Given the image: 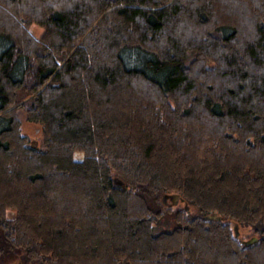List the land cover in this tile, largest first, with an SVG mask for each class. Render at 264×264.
I'll return each mask as SVG.
<instances>
[{
	"label": "trees",
	"instance_id": "trees-1",
	"mask_svg": "<svg viewBox=\"0 0 264 264\" xmlns=\"http://www.w3.org/2000/svg\"><path fill=\"white\" fill-rule=\"evenodd\" d=\"M162 191L221 220L155 233ZM0 223L37 264H264V0H0Z\"/></svg>",
	"mask_w": 264,
	"mask_h": 264
},
{
	"label": "rangeland",
	"instance_id": "rangeland-1",
	"mask_svg": "<svg viewBox=\"0 0 264 264\" xmlns=\"http://www.w3.org/2000/svg\"><path fill=\"white\" fill-rule=\"evenodd\" d=\"M31 26H32L30 27L31 33L36 37H41L42 34L44 33V28L39 24H33ZM21 95L24 96V93H21ZM24 101H26V99L20 101L18 104ZM18 104L14 105L13 108H17ZM8 110L10 109L8 108ZM15 116L17 117V120L19 122L20 135L27 137L30 143L35 144L39 149L45 148L43 125L28 120L27 118L28 112L26 111L25 108L18 107ZM80 157H82V153L81 155L75 154L76 159H79ZM116 180H120L122 184H125L122 178L121 179L118 178ZM140 191H143V189L142 190L141 188L140 190L136 189V192L139 193ZM174 196L177 197H175L174 199ZM148 198H149L148 203L150 207H152L154 211H160L161 213H163L161 220H159L158 222H154L155 233L173 230L177 226L175 214L176 211L178 210L183 211L187 219L189 220L194 219L193 217H197L198 215L200 217L203 216V219L205 220H212V221L221 220V218H217V219L208 218L209 215L219 216L217 213L209 214V215L201 214V211L196 204L190 203L185 198L180 196V194L176 191L170 193L166 191H162L160 192L159 195L155 197L149 196ZM10 199L13 200V198ZM174 200L176 201L174 202ZM3 207H4L3 210L4 220L6 219L7 221H10L18 216V210L16 208L17 204L16 205L13 204V206H9V202H5ZM226 221L231 223V228L235 232V234H236L235 226H238V232L240 236L239 240L243 241L244 243L245 241H248L254 237L257 238V241L258 239H260L261 235L258 233L257 230L258 226L242 224V223L235 225L233 220L231 221L229 219H226ZM6 233H8L7 228H5V226L1 225L0 223V264H37L33 262L31 263L27 261V259H25L26 258L25 251H17L16 249H10V247H8V245L5 242L4 234Z\"/></svg>",
	"mask_w": 264,
	"mask_h": 264
},
{
	"label": "water",
	"instance_id": "water-1",
	"mask_svg": "<svg viewBox=\"0 0 264 264\" xmlns=\"http://www.w3.org/2000/svg\"><path fill=\"white\" fill-rule=\"evenodd\" d=\"M116 185H121L122 184V182L120 181V180H116ZM175 197H177V196H174V199H175ZM176 200H174V202H175ZM208 218H211V219H217V218H221V217H219V216H216V215H213V216H210L209 215V217ZM235 230H236V235L237 236H239V232H238V226H235ZM255 242H257V238H252V239H250V240H248V241H245V244L246 245H251V244H253V243H255Z\"/></svg>",
	"mask_w": 264,
	"mask_h": 264
}]
</instances>
